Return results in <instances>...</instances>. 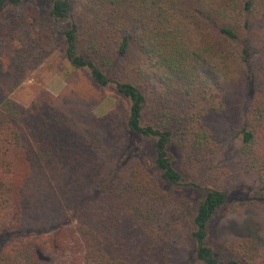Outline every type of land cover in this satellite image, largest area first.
<instances>
[{"label":"trees","instance_id":"1","mask_svg":"<svg viewBox=\"0 0 264 264\" xmlns=\"http://www.w3.org/2000/svg\"><path fill=\"white\" fill-rule=\"evenodd\" d=\"M24 1L0 0V16ZM51 2L48 19L30 26V46L21 51L64 47L91 85L116 92L119 110L81 136L68 120L20 111L0 93V264H264V249L252 239L230 241L226 259L207 245L210 221L228 190L215 185L195 204L167 191L129 142L130 134L152 140L153 165L174 187L195 158L221 154L222 165L238 160L264 203V62L258 63L264 38L256 53L250 37L264 18V0ZM8 19L0 21V39L9 58L19 54L21 66L25 54L12 30L25 21L15 12ZM90 133L98 144L94 164L78 157V148L92 149ZM172 147L182 157L178 168ZM70 156L76 160L57 169L55 162ZM36 169L40 181L33 180ZM206 172L200 170L196 185L209 179ZM31 180L39 182L35 188ZM55 185L56 198L44 205L38 197L32 205L38 186ZM166 203L174 205L171 218L183 224L188 241L179 260L156 225Z\"/></svg>","mask_w":264,"mask_h":264},{"label":"rangeland","instance_id":"2","mask_svg":"<svg viewBox=\"0 0 264 264\" xmlns=\"http://www.w3.org/2000/svg\"><path fill=\"white\" fill-rule=\"evenodd\" d=\"M51 8V0H25L19 8L7 7L0 16V21L8 23L9 14L15 12L25 21L24 25L12 30L13 42L20 52L30 46L27 30L33 24L47 20ZM65 24L70 27L69 21ZM250 37L253 50L259 53L264 38V18L253 24ZM23 53L25 54L22 59L23 65L19 66V54L17 53L16 58H9L5 44L0 39V93L11 99L20 111H33L38 114L41 112L46 114L48 111L54 117H62L64 121L68 120L76 125L79 131L76 133L77 135L80 133L81 136H86L87 132L94 128L92 124L95 121L106 122L110 116L116 118L119 110L116 92L112 88L100 89L91 85L88 71L74 69L67 59L64 47H59L52 53H41L37 49ZM263 62L264 59L259 55L258 63ZM19 67L21 69H18ZM112 120L118 123L116 119ZM77 135L76 137L70 135L68 138L78 140ZM89 138L93 141L92 149L89 152L86 148H78V157L87 158L94 164L96 157H93L91 152H94V146L98 144L93 140L91 133ZM129 142L134 148V157L141 159L143 163L146 162L144 164L149 173L167 191L174 189L195 204L202 201L208 190L213 189L215 185L228 190L227 203L218 210L208 227L207 245L217 256L222 259L230 256L232 253L227 245L234 239H252L264 249V203L254 195L255 182L251 172L238 160L222 165L221 154H206L200 159L195 158L193 162L184 166L186 171L181 184L174 187L162 179L161 172L153 165V141L130 134ZM170 151L173 154V166L178 168V161L182 158L180 152L174 147ZM74 160H76L74 156L67 159L60 157L55 165L57 169L63 170L64 166H69ZM183 160L186 161L185 158ZM201 169L207 170L203 178L209 179L199 181L196 185ZM40 177L36 169L33 180L40 181ZM47 178L51 179L52 176L48 173ZM33 180L29 185L35 188L39 182ZM59 191L61 189L57 185L54 188L38 186L37 197L31 203L32 205L38 203V197H43L42 202L46 205L49 200L59 195ZM58 199L63 211H68L65 199L59 196ZM166 204L167 207L161 206L162 216L155 218L156 225L164 240L163 243L166 244L165 248L179 260L183 252L182 247L185 249L188 241L182 228L183 224L171 218L174 205Z\"/></svg>","mask_w":264,"mask_h":264}]
</instances>
